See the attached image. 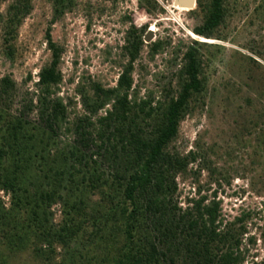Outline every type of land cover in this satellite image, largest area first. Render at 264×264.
Segmentation results:
<instances>
[{
    "label": "trees",
    "instance_id": "1",
    "mask_svg": "<svg viewBox=\"0 0 264 264\" xmlns=\"http://www.w3.org/2000/svg\"><path fill=\"white\" fill-rule=\"evenodd\" d=\"M31 1L11 0L7 36L30 12ZM51 2L55 16L76 4ZM197 10L203 20L193 33L213 38L225 17L224 0H196V10L189 11ZM141 31L132 26L128 32L115 86L93 82L90 91L78 88L83 110L72 119L70 99L59 95L62 49L49 30L51 58L23 105L36 120L28 121L25 110L11 112L14 82L0 78V190L10 195L9 208L0 203V264L30 245L39 257L61 247L69 257L59 264H246L249 244L257 240L247 214L223 218L216 194L202 195L200 189L183 205L177 199V178L192 163L201 162L200 170L205 160L201 149L182 155L170 145L191 101L205 89L199 48L206 44L192 40L185 47L178 90L153 102L138 97L134 64L144 46L154 57L164 45L145 44ZM251 102L246 99V105ZM253 112L246 117L261 132L263 151L264 114ZM64 134L74 136L72 143L60 140ZM54 204L61 206L59 224L53 222ZM259 236L264 242V223Z\"/></svg>",
    "mask_w": 264,
    "mask_h": 264
},
{
    "label": "rangeland",
    "instance_id": "2",
    "mask_svg": "<svg viewBox=\"0 0 264 264\" xmlns=\"http://www.w3.org/2000/svg\"><path fill=\"white\" fill-rule=\"evenodd\" d=\"M10 3L0 0V78L8 76L14 82L7 104L12 113L25 110L28 121L36 117L23 107L24 101L33 97L38 72L51 58L47 30L62 49L59 95L70 99L71 119L83 110L79 87L90 91L93 82L115 86L126 61L123 47L132 26L142 30V39L149 28L154 34L151 42L161 40L164 45L154 57L144 46L134 64L138 97L153 102L163 101L178 90L177 73L185 47L192 40L205 42L199 48L205 89L191 101L170 145L182 155L201 149L205 160L200 170L201 162L192 163L188 173L177 178V199L183 205L200 189L202 195L216 194L223 218L247 214V228L257 240L249 244L246 264H264V242L259 236L264 223V150L260 151L261 132L252 129L246 117L253 111L264 114V0H224V20L210 39L192 31L201 24L203 14L172 7V0H75L70 10L57 16L51 0H32L30 12L7 36L5 18ZM247 98L252 99L250 106ZM73 139L71 134L60 137L69 143ZM0 203L10 206V195L3 190ZM50 210L54 224H59L61 206L54 204ZM63 257L67 259L69 254L61 247L54 252L45 249L39 257L30 245L8 261L59 264Z\"/></svg>",
    "mask_w": 264,
    "mask_h": 264
},
{
    "label": "water",
    "instance_id": "3",
    "mask_svg": "<svg viewBox=\"0 0 264 264\" xmlns=\"http://www.w3.org/2000/svg\"><path fill=\"white\" fill-rule=\"evenodd\" d=\"M195 5H196V0H172L171 3L172 7L178 6L181 8H185L187 10L194 9ZM153 37H154L153 31L148 28L143 36L144 43H150L153 40Z\"/></svg>",
    "mask_w": 264,
    "mask_h": 264
}]
</instances>
